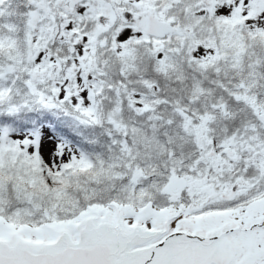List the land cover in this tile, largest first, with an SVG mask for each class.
<instances>
[{
	"label": "snow or ice",
	"instance_id": "6c2138e0",
	"mask_svg": "<svg viewBox=\"0 0 264 264\" xmlns=\"http://www.w3.org/2000/svg\"><path fill=\"white\" fill-rule=\"evenodd\" d=\"M0 264H264V0H0Z\"/></svg>",
	"mask_w": 264,
	"mask_h": 264
}]
</instances>
